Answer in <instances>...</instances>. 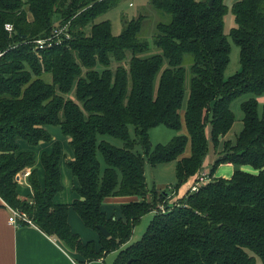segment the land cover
I'll return each mask as SVG.
<instances>
[{
	"label": "trees",
	"instance_id": "16d2710c",
	"mask_svg": "<svg viewBox=\"0 0 264 264\" xmlns=\"http://www.w3.org/2000/svg\"><path fill=\"white\" fill-rule=\"evenodd\" d=\"M119 1L0 0V198L84 263L117 251L111 264H256L255 257L264 264V0H239L230 9L225 0L211 6L210 0H150L170 18L156 25L151 45L160 53L151 55L150 44L138 37L144 16L123 21L118 35L109 20H97ZM228 11L235 27L226 35ZM66 24L69 38L60 35L58 43L36 49L35 41ZM228 37L239 48L240 69L225 79ZM185 55L190 83L181 112ZM242 95L249 96L240 104L242 129L234 143L222 144L223 154L210 167L213 175L219 165L231 164L232 174L212 178L196 192L187 189L178 207L155 214L142 237L122 248L155 208L145 163L175 162L176 187L193 179L210 144L216 150L231 129V105ZM257 97H263L260 115ZM160 125L176 132L184 127L186 134L152 146L149 130ZM46 126H58L69 139L73 158L66 167L78 196L70 205L54 202L63 189L62 150ZM104 135L123 147L100 140ZM20 141L31 147L52 142L40 158L43 182L36 169L28 176L27 200L18 197L17 174L35 162L32 151L19 149ZM106 197L137 200L122 204L117 217L102 211ZM69 207L98 234L97 243H84L71 231Z\"/></svg>",
	"mask_w": 264,
	"mask_h": 264
},
{
	"label": "rangeland",
	"instance_id": "374dc122",
	"mask_svg": "<svg viewBox=\"0 0 264 264\" xmlns=\"http://www.w3.org/2000/svg\"><path fill=\"white\" fill-rule=\"evenodd\" d=\"M230 9V8H228ZM139 15H142L145 17V19L142 22V26L139 32V39L141 41H147L150 44V49L146 55H151V54H157L160 53L158 49H156L154 46L151 45V40L153 35L156 33V25L159 22L163 23H168L170 18L166 14H161L157 11H155L151 5H150V0H120L117 5L113 6L110 8L105 14L101 15L97 20L102 21V20H109L111 24V31L113 35H118L122 31V26H123V21L125 20H131L132 18H137ZM55 20L57 21L58 18L55 16ZM223 23H224V33L228 35L230 29L235 27L234 23V17L229 11L228 13L225 14L223 18ZM12 28V25H11ZM11 32V31H10ZM88 32V30H87ZM38 40H47V39H38ZM228 42L230 45V52H229V62L228 65L224 71V78L227 79L230 76L234 75L237 71L240 69L239 65V48L238 46L232 41L231 38L228 37ZM188 55L184 56V61H183V66L185 69V82H184V87L186 88V94L183 100L182 104V110L186 106V99H187V90L189 88V83H190V64L188 63ZM167 66V61L163 59L162 65H161V70H163ZM160 70V72H161ZM159 75V74H158ZM46 81H49V78L46 76L44 77ZM157 81H158V76L156 77L155 80V87L157 86ZM249 96L248 95H242L236 100L233 101L231 105V110L234 114V123L229 130L230 133L228 134L229 140L223 141L218 148L215 150L213 149V146L210 144L209 146V151L204 159V164L202 168L197 172L195 175L196 179L201 178L203 176L204 181L206 183L210 181L212 178H227L229 177L232 172L235 170V168L232 167H227L226 164H221L219 165L213 175L210 173V167L212 163L223 154V146L222 144L227 141H231V143L235 142V139L237 135L240 133L242 129V111L240 108V104L242 101L246 100ZM258 99V113L259 115L261 114V108H262V103H263V97H257ZM181 110V112H182ZM47 131L51 134V139L52 142H57L62 145L64 151H61L62 157L60 160V163H63L65 154H67L68 151H70L68 142L69 139L65 136H63L60 133V129L58 126H47L46 127ZM130 135L133 136V127H130L129 129ZM149 138L151 141L152 146H155L157 144H166L168 143L172 137L176 135H181V134H186L184 129H181L179 132H176L174 130H171L165 126H156L152 129L149 130ZM100 140H105L108 143L122 148L123 143L115 139L113 137L104 135L99 137ZM52 142L49 143H41L39 146L36 147H31L27 145L24 141H20L19 143V149L21 151H32L35 154L34 157V165L31 168H26L20 173L17 174V186L21 182V180H25L26 182L24 183L28 188L31 190L29 184H28V176L31 172L32 169H36L38 167L39 170L43 171V168L41 166L40 158L38 162V155H39V149L45 146V149L51 148ZM138 151H140V148H136ZM188 149V148H187ZM186 149V150H187ZM62 150V149H61ZM99 160L102 164V168L105 167L103 164V161L100 156ZM36 158V159H35ZM73 158V157H72ZM71 158V159H72ZM68 161V160H67ZM229 165V164H228ZM231 165V164H230ZM241 170L246 171V172H251L254 173L255 171L249 167V166H242ZM36 171H38L36 169ZM61 172L62 175L64 176V173L68 172L69 170L65 168L64 165L60 164V177H61ZM38 176L39 171H38ZM144 175H145V181H146V186L147 189L152 190L155 189V194L154 197L152 195L148 196V199L154 203V209L152 212L145 214L140 221L135 225L133 228V232L131 235V238L127 244L122 246V248H125L136 241H138L142 235L145 233L146 228L149 224V222L152 220L153 216L155 214H164L168 210L172 209L173 207H178L179 206V200L188 187L190 186V181H187L183 183L181 186L176 187V177H175V162H170L167 164H162L158 165L155 167H151L145 163L144 167ZM205 184V183H204ZM203 184V185H204ZM20 185H23L21 183ZM190 190V189H189ZM32 192V190H31ZM191 193V192H190ZM163 195V196H162ZM8 206V205H7ZM10 207V206H8ZM11 208V207H10ZM13 209V208H12ZM17 210V209H15ZM112 211V210H111ZM22 213V212H21ZM115 213L120 217V211L119 209L115 210ZM24 214V213H23ZM25 215V214H24ZM26 216V215H25ZM27 218V217H26ZM250 255H253L249 253ZM117 255V251L109 253L105 258H104V264H111L115 257ZM256 258V264H261L260 260Z\"/></svg>",
	"mask_w": 264,
	"mask_h": 264
},
{
	"label": "crops",
	"instance_id": "0c3cea01",
	"mask_svg": "<svg viewBox=\"0 0 264 264\" xmlns=\"http://www.w3.org/2000/svg\"><path fill=\"white\" fill-rule=\"evenodd\" d=\"M237 1L239 0H225L227 8H231L232 5ZM182 129L185 130L184 127H182ZM229 133L230 131L221 139V143L225 140H229L227 139ZM60 146L62 151H64L61 144ZM51 148L45 149V146L42 148H38L40 150V153L37 156L38 162L41 154L49 153L51 151ZM69 150L70 151L65 154L66 157H64L65 159L63 163H60L61 165H64L66 169H68L66 167V161L71 160V158L73 157L71 149ZM188 154L189 150L187 149L185 155ZM226 166L232 167V165L230 164H226ZM36 169L40 174L38 176V179L42 183L44 177L43 171L39 170L38 167ZM69 173L70 174L66 172L63 176L61 172V184L63 189L61 192L55 195V203L70 205L75 199L78 198L77 194L74 192V188L77 186V180L71 174L70 170ZM195 179L196 177L188 180L190 181L188 190L193 185ZM25 182V180H21V182L17 186V194L20 199L27 200L32 197V192L28 188V186L24 184ZM21 183H23V185H20ZM133 200L137 199L134 197H106L101 204V209L107 216L115 215L119 217L115 213V210L119 209L120 211V206L122 204L128 203ZM10 215L11 213L9 208L0 198V264H104L103 260L105 257L97 261L87 263L82 262L81 258L78 255L68 250L56 238L50 237L43 233L32 223H27L19 219L16 223H10L8 220ZM67 221L71 231L77 234L82 242L85 243L88 241H93L94 243H97L98 234L93 230L85 227L72 207H69Z\"/></svg>",
	"mask_w": 264,
	"mask_h": 264
},
{
	"label": "built area",
	"instance_id": "2783aa9c",
	"mask_svg": "<svg viewBox=\"0 0 264 264\" xmlns=\"http://www.w3.org/2000/svg\"><path fill=\"white\" fill-rule=\"evenodd\" d=\"M5 29L9 32L12 31L11 25H9V24L5 25ZM66 29H67V24L64 26H61V27H57L52 31L51 37L47 38V40L35 41L36 49L40 50V49H44L48 46H51L54 41H56L58 43V41L61 40L60 35H65ZM65 37L69 38L68 35H65ZM204 183H206V181H204L203 176H201V178L195 179L193 185L190 188V192H196L198 190L199 186L203 185ZM8 208H9L10 213H11V215L8 219L10 223H12V224L16 223L18 219L22 220L24 222H27V223H31L30 221H28L26 216L23 213H21L19 210H15V209H12L10 207H8Z\"/></svg>",
	"mask_w": 264,
	"mask_h": 264
},
{
	"label": "water",
	"instance_id": "95a60500",
	"mask_svg": "<svg viewBox=\"0 0 264 264\" xmlns=\"http://www.w3.org/2000/svg\"><path fill=\"white\" fill-rule=\"evenodd\" d=\"M208 5H209V6L212 5V0H210V1L208 2ZM98 229L100 230L101 234H102L104 237H108V236H109L108 232H107L104 228L99 227Z\"/></svg>",
	"mask_w": 264,
	"mask_h": 264
}]
</instances>
